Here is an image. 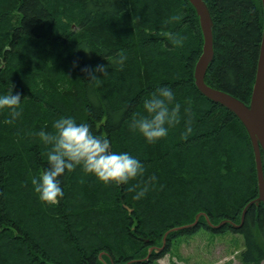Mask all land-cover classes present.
Segmentation results:
<instances>
[{
  "label": "trees",
  "instance_id": "obj_1",
  "mask_svg": "<svg viewBox=\"0 0 264 264\" xmlns=\"http://www.w3.org/2000/svg\"><path fill=\"white\" fill-rule=\"evenodd\" d=\"M205 1L213 59L204 80L248 103L260 0ZM173 15L180 20L171 21ZM181 18L191 23L180 27ZM197 20L187 0H0V92H19L23 102L13 123H0V264H151L178 236L202 228L240 235L242 264L264 261L263 205H251L233 227L257 195L248 135L232 113L194 87L202 44ZM169 33L186 36L183 46H172ZM120 54L126 59L117 66L112 61ZM163 85L173 89L181 119L149 143L129 125L146 115L144 100ZM50 102L61 117L73 115L109 138L113 151L139 159L143 172L124 184L103 183L77 167L61 178L64 195L42 202L31 177L46 164L49 146L35 132L53 131L48 113L38 109ZM7 115L0 112V121ZM141 188L144 195L133 199ZM197 214L194 227L171 231ZM225 219L230 222L213 228ZM165 233L163 250L137 262L149 247L161 246Z\"/></svg>",
  "mask_w": 264,
  "mask_h": 264
},
{
  "label": "clouds",
  "instance_id": "obj_2",
  "mask_svg": "<svg viewBox=\"0 0 264 264\" xmlns=\"http://www.w3.org/2000/svg\"><path fill=\"white\" fill-rule=\"evenodd\" d=\"M170 20L179 21L180 16L173 15ZM169 41L174 47H182L184 37L178 33H169ZM125 59L126 57L120 54L112 63L122 66ZM107 66L109 67V64ZM98 71L105 72L106 66H98ZM174 100L173 89L167 85L160 86L143 102L146 115L133 117L129 127L138 131L149 143L167 136L169 129L181 119V105ZM22 105L19 92L13 93L10 89L0 92V112L8 113L0 123H13L21 115ZM52 128V132L44 128L35 132L40 141L49 146L46 151V164L41 166L38 175L31 177L33 191L42 202H57L58 198L64 195L61 178L77 167L103 183L124 184L143 172L139 159L127 151L111 150L109 138L94 134L88 124L77 123L72 116L56 119ZM191 130L189 119L185 134ZM145 191V188H141L135 192L133 199H140Z\"/></svg>",
  "mask_w": 264,
  "mask_h": 264
},
{
  "label": "water",
  "instance_id": "obj_3",
  "mask_svg": "<svg viewBox=\"0 0 264 264\" xmlns=\"http://www.w3.org/2000/svg\"><path fill=\"white\" fill-rule=\"evenodd\" d=\"M187 1L194 9L197 16L203 42L201 53L194 65L193 82L197 90L203 96L232 113L246 130L253 150L255 164L258 191L256 204L262 203L264 205V178L260 159L261 153L264 154V0H260L263 13L262 34L255 66V77L248 104H245L243 101L230 94L213 89L206 85L204 77L208 66L213 59L212 19L210 18L209 13L201 0ZM198 217L199 214L195 216L193 223L174 228L171 231H178L181 229L194 227L197 224ZM224 223L225 221L213 226V228H219ZM241 223L242 219H240L239 225H241ZM239 225L234 226L239 227ZM166 234L167 233H165L162 237V244L160 247H149L147 249L146 257L144 259L138 260L137 262L147 260L152 251H154V253L162 251L165 245Z\"/></svg>",
  "mask_w": 264,
  "mask_h": 264
},
{
  "label": "rangeland",
  "instance_id": "obj_4",
  "mask_svg": "<svg viewBox=\"0 0 264 264\" xmlns=\"http://www.w3.org/2000/svg\"><path fill=\"white\" fill-rule=\"evenodd\" d=\"M199 218L200 214L197 222ZM243 246L240 235L231 232L216 234L202 228L192 235L178 236L171 247L151 264H242L239 254Z\"/></svg>",
  "mask_w": 264,
  "mask_h": 264
},
{
  "label": "bare ground",
  "instance_id": "obj_5",
  "mask_svg": "<svg viewBox=\"0 0 264 264\" xmlns=\"http://www.w3.org/2000/svg\"><path fill=\"white\" fill-rule=\"evenodd\" d=\"M202 1V3H203V5L205 6V8L207 9V11H208V13H209V15H210V18H211V14H210V9H209V7H208V5H207V3H206V1L205 0H201ZM260 3H261V1H260ZM194 10V9H193ZM261 11H262V6H261ZM154 13V11H148V14H153ZM151 19H152V17H151ZM198 21V20H197ZM261 22H262V25H263V13H262V17H261ZM191 22L190 21H188L187 19H184L183 20V18H181V23H179L178 25L180 26V27H183L184 25H186V24H190ZM262 25H261V28H260V38H259V44H258V51H259V45H260V41H261V34H262ZM191 27V26H190ZM151 28H159L158 26H156L155 24L153 25V24H151ZM184 37V36H183ZM184 38H186V36L184 37ZM187 39V38H186ZM203 43V42H202ZM188 45L190 46V43L188 42ZM201 48H202V44H201ZM200 53H201V51H200ZM258 54V53H257ZM200 55V54H199ZM199 57V56H198ZM195 65V64H194ZM193 69H194V67H193ZM255 70H256V68H254V77H255ZM206 83V82H205ZM206 85H208L207 83H206ZM209 86V85H208ZM194 87H195V84H194ZM209 87H211V86H209ZM211 88H213V89H216V90H219V91H222V92H225V91H223V90H221V89H218V88H214V87H211ZM195 89H196V91L199 93V95H201L202 97H204L205 99H207L205 96H203L198 90H197V88L195 87ZM225 93H227V92H225ZM227 94H229V93H227ZM207 100H209V99H207ZM210 101V100H209ZM249 102V101H248ZM110 103H111V101H108V104H105V108H104V113L107 115V112L109 111L110 112V109H111V105H110ZM112 104V103H111ZM245 104H248V103H245ZM39 107L40 108H38L39 109V112L40 113H44V111L45 112H47L48 113V115H47V118H46V120H48L49 122H50V124H52L53 125V122L56 120V119H58V118H61V115H59L58 113H56V112H58V109H57V106L56 105H53V103H49V106H47V105H39ZM103 111V110H102ZM103 113V112H102ZM57 116V117H56ZM123 126V125H122ZM126 127V126H125ZM123 128V127H122ZM245 132H246V130H245ZM119 135V133H116V135ZM247 134V133H246ZM118 135H117V137H118ZM117 137H116V139H117ZM121 138V136H119L118 137V142L120 143V144H122V142H123V140L122 139H120ZM112 144V143H111ZM111 150H112V145H111ZM260 159H261V165H263V162H264V154H262L261 153V155H260ZM263 178H264V174H263ZM256 185H257V180H256ZM257 197H258V191H257V195H256V197L255 198H253V199H251L243 208H242V210H241V213H240V219H242V222H243V220H244V215H245V212L247 211V209L251 206V205H258V204H260V203H258V204H256V199H257ZM262 204V203H261ZM263 205V204H262ZM128 212L131 210V208H128L127 206H123ZM263 207H264V205H263ZM225 221V223L226 222H230V220H224ZM242 224V223H241ZM234 225H236V224H233V227H235V228H238V227H236V226H234ZM239 225V224H238ZM222 226V225H221ZM240 226V225H239ZM6 240H8V239H6Z\"/></svg>",
  "mask_w": 264,
  "mask_h": 264
},
{
  "label": "flooded vegetation",
  "instance_id": "obj_6",
  "mask_svg": "<svg viewBox=\"0 0 264 264\" xmlns=\"http://www.w3.org/2000/svg\"><path fill=\"white\" fill-rule=\"evenodd\" d=\"M153 252V251H152Z\"/></svg>",
  "mask_w": 264,
  "mask_h": 264
}]
</instances>
